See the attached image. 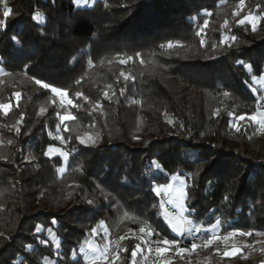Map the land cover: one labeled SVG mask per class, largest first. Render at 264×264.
<instances>
[{
    "label": "trees",
    "instance_id": "1",
    "mask_svg": "<svg viewBox=\"0 0 264 264\" xmlns=\"http://www.w3.org/2000/svg\"><path fill=\"white\" fill-rule=\"evenodd\" d=\"M238 4L97 0L80 8L73 0H0V19L5 5L12 10L0 31V104L9 105L0 109V264H73V251L84 264L79 247L101 222L114 234L150 226L157 237L179 239L151 190L174 175L187 181L186 216L195 224L209 229L219 220L225 234L252 231L247 242L264 241L255 235L264 232V133L248 120L240 132L230 124L264 99V85L251 80L264 75V19L255 32L236 24L249 12L260 15L264 0H245L235 17ZM227 34L236 37L231 46L222 45ZM36 80L66 89L75 107H61ZM57 113L75 119L60 125ZM86 135L94 146L79 143ZM49 146L69 153L66 173L61 157L45 155ZM37 225L47 246L38 243ZM138 243L123 241L127 251L114 264H131ZM223 245L170 264H259L256 252L223 257L215 249Z\"/></svg>",
    "mask_w": 264,
    "mask_h": 264
},
{
    "label": "snow or ice",
    "instance_id": "2",
    "mask_svg": "<svg viewBox=\"0 0 264 264\" xmlns=\"http://www.w3.org/2000/svg\"><path fill=\"white\" fill-rule=\"evenodd\" d=\"M81 2V0H73V3L75 4H79ZM84 3H87V0H83ZM55 4V0H53V5ZM245 6V0H239V4L237 6V10L234 11L233 15L235 17H240L241 12L243 11ZM257 7L259 8V5H257ZM11 9L7 7V5H5V11L3 12V17L4 19H0V31H5L8 28V18L11 14ZM207 15H211V13H207ZM38 14L34 13L32 16V19L34 21H38ZM195 19V18H192ZM264 19V10H262L260 15H256L253 14L252 12H249L246 15H243L242 18H239L236 20V24L238 26H247L248 24L251 25V30L253 32H255L257 30V26L258 23L260 22V20ZM228 21L225 20L224 22V27L228 26ZM208 25V21L205 20L204 21V25L201 27V29L197 32V35H200L201 32L204 31V29L207 27ZM232 40H235L236 37H231ZM11 40L17 44L20 43L18 37L16 35H13L11 37ZM223 42V41H222ZM177 44L179 43L178 41L176 42ZM201 43H203V40L201 41ZM173 42L172 41H168L167 42V47L168 48H172ZM161 47H165V45H161ZM22 51V49H21ZM137 57L140 56V53H136ZM131 57H127V60H131ZM125 60H121V63H125ZM249 68V70H251V65L247 66ZM123 75V73H122ZM127 79V77H126ZM251 80L253 83H256L258 81H264V75H261L260 77H257L256 75H253L251 77ZM36 84L41 85L43 88L45 89H50V91L52 93H54L56 96H58L60 98L61 104L65 103V100L67 102L68 105H72L75 107V105L73 104V101L71 99L67 98V90L66 89H61L55 86H52L48 83H44L40 80H36L35 81ZM77 83H79V81H77ZM253 92L256 91L255 88L252 89ZM115 93H113L114 95ZM121 95L124 94V90L121 89ZM20 93H15V96L17 97V99L20 98ZM78 96L81 95L80 93L77 94ZM105 97H108V93L105 92L104 93ZM225 96L229 95V93L225 92L224 93ZM85 99H87V97H85ZM96 107H100V105L97 103ZM0 109H2L5 113L8 112L9 110V105L8 104H0ZM45 111L44 108L40 109V112L43 113ZM58 118L60 120L61 123L65 122V121H70V120H74L75 117L73 115H71L70 113L64 114V115H60L59 113H57ZM215 115H218V113H215ZM248 120L252 123L258 124L259 125V130L261 132H264V112L260 111V108L258 107L256 112L253 113L252 115H247L245 114H241V115H233L232 119L230 121V124L232 127L235 128V130L237 132L241 131V125L242 123ZM169 123H172V121H168ZM57 128H59V125H57ZM17 133H19V129L17 128ZM56 139H60L61 142H64V138L63 137H55ZM77 140L79 141V143L81 145H85L88 146L89 142H91V144L94 146L95 145V140L93 139V137L91 135H86L85 137H77ZM57 153L58 155H60L61 157H63L64 161H67L69 158V153L65 152V151H61L60 149H54L51 146H49V148L46 150L45 155L49 156V158H51V154L52 153ZM199 159V157H198ZM203 162H207V161H203ZM153 164L155 165L156 169H161V165L159 163H156L155 161H153ZM172 181H176L179 180V184L174 186L173 183H167V184H154L152 186V191L155 193L156 196H163L167 198V203L171 204L174 206V208L177 210L175 212H171L168 211L167 209H165L164 213H163V217L164 220L166 221V223L168 224L169 228L171 229V231L173 233H175L177 236H185V234H187L188 236H192L193 238V243L191 244V250H195L198 245L195 242L197 239L196 234L197 233H201L202 231L205 232H210V236L207 239H204L202 241V243L207 246V245H211L213 244L214 241H218L220 239L223 240H228L230 237L236 236L237 233L239 232L240 235L243 236H252L253 233L252 231H248V232H240L239 230H233V231H229L227 232L226 235L223 236V238H221L219 235H217V231L219 229L220 226V221L217 220L216 223L214 225L211 226L210 229H205L203 228L201 225L195 224L193 222V220L189 219L187 216L184 215V213L186 211H188L187 207H186V201L189 200V196L188 193L186 191V184L183 178H181L179 175H174L171 177ZM224 200H228V197L225 196ZM87 203L89 205H92L94 202L92 200H88ZM162 208L164 207V201H161V205ZM126 217L128 216V213L126 212L124 214ZM56 221L55 219H53V224H55ZM101 227H103V222H101ZM44 231V228L42 225H37L35 227V234L37 235V240L38 243L40 245H44L47 246L48 245V240L47 239H41L39 234L42 233ZM92 234L93 235H97L98 234V229L97 228H93L92 230ZM139 234L141 235H137V239H139L141 241V243L145 244L147 246L146 251L147 254H154L156 257V260L154 262V264H170V262L164 258L166 253H168L170 250L175 249L178 253H184L186 251H189V249L187 248H183L180 247V243L181 241L178 239H168L167 237L163 238V239H157V240H152V236L153 235H159V233H157L155 231V229H152L150 226L146 229L145 227H140L139 228ZM47 235L52 238L54 241H56V237L55 234L53 233L52 228H48L47 229ZM256 236H264V232L261 231H257L255 233ZM108 237V233H107V229L105 228L104 231V238L107 241L105 244L98 245L96 243H93L90 240H86L84 241V243L79 247V253L82 254V259L84 264H114V261L119 259V253L121 251L126 252L127 249L126 248H121L118 244V242L116 243L115 247H110V244H112V241H108L107 240ZM120 240H124L125 237L121 236L119 238ZM32 245L29 244L27 245V248H31ZM60 244L59 241H56V248L59 249ZM239 251V249H235L233 251H225L223 254L225 256H234L236 255V253ZM145 254V249L141 247V244L138 243L135 248L132 249L131 251V264H146V262L149 259V256ZM141 257L140 260L137 259V257ZM72 260H73V264H80V260L77 258V254L75 251H73L72 253Z\"/></svg>",
    "mask_w": 264,
    "mask_h": 264
},
{
    "label": "rangeland",
    "instance_id": "3",
    "mask_svg": "<svg viewBox=\"0 0 264 264\" xmlns=\"http://www.w3.org/2000/svg\"><path fill=\"white\" fill-rule=\"evenodd\" d=\"M88 1L89 0H87V3H84L83 2V0H81V2L79 3V4H76L77 5V7H80V8H89L90 6V4H88ZM92 1H95V0H91V2ZM228 35H230L231 37H233L232 36V34H227V35H225V37H223V39H222V45L223 46H231L232 45V43L234 42V40H232V39H230L229 40V42H227V36ZM204 37V36H203ZM202 40H203V43H202V46H204L205 45V38H202ZM218 47V45L217 44H213V48L215 49V48H217ZM2 69H1V65H0V76H1V74H2ZM258 83H260V84H262V85H264V81H258ZM53 95H54V97L56 98V100L58 101V103L60 104V106L61 107H69V106H71V105H68L67 104V102H66V100H65V103L64 104H61V101H60V98L58 97V96H56L54 93H53ZM67 98L69 99V97L67 96ZM260 108V111L261 112H264V99H262V100H260L259 102H258V104H257V108ZM62 115H64V114H62ZM233 116V115H232ZM64 123V122H63ZM63 123H61L60 122V125H62ZM257 133H258V135L259 134H263L264 132H261L260 130H259V125L257 124ZM61 149V148H60ZM62 150V149H61ZM63 151V150H62ZM69 159V158H68ZM68 161V160H67ZM67 161H64L63 160V168H62V171H61V173H66V166H67ZM179 184V180H177V182H176V184H175V186L176 185H178ZM185 184H186V182H185ZM51 213H53V211L52 210H49ZM59 216H61L62 214L60 213V214H58ZM105 228L107 229V233H108V236L110 235V234H113L114 235V233H112L109 229H108V226L107 225H105V224H103V227H101L100 226V228H99V230H98V234L97 235H93L92 234V237H91V239H89L90 241H92L93 243H96V244H98V245H103V244H105L107 241L105 240V238H104V231H105ZM130 229V228H129ZM210 229V228H209ZM128 230V229H127ZM126 231V230H125ZM173 233V232H172ZM201 234H208L209 236H210V232H205V231H202L201 232ZM217 235H219L221 238H223V236L224 235H226L224 232H223V230H222V228H221V225L219 226V229H218V231H217V233H216ZM176 235V234H175ZM177 236V235H176ZM179 239L178 240H180L181 242H183L182 240H185V239H189V238H191V236H188L187 234H185V236H177ZM247 237L248 236H243V235H240L239 234V232L237 233V235L236 236H233V237H230L228 240H223V239H220V240H218V241H214L213 242V244L214 243H218V242H223L224 243V245L221 247V248H218V246H215V249H217V251H221V253H222V256L223 257H233V256H225L223 253L225 252V251H233V250H235V249H239V251L236 253V255L238 254V253H245V254H249V253H251V252H256V253H258V254H261V257H260V261H259V264H264V241H259V242H256L255 240L256 239H254V243H252V242H247L248 240H247ZM238 238H240V239H243V241H241L240 242V240L238 239ZM249 238V237H248ZM53 240V239H52ZM107 240H108V237H107ZM190 244H192V243H190ZM213 244H211V245H213ZM198 245V247L195 249V250H189V251H186V252H184V253H178L175 249H172V250H170L168 253H166V255H165V258L169 261V262H173V261H175V260H172L171 258H170V256H177L178 258L177 259H179L181 256H184V255H192V252H196V250H198V249H200V248H206V247H208V246H210V245H207V246H205L204 244H197ZM235 256V255H234ZM176 259V260H177ZM105 264H106V262H105ZM147 264V263H146Z\"/></svg>",
    "mask_w": 264,
    "mask_h": 264
},
{
    "label": "built area",
    "instance_id": "4",
    "mask_svg": "<svg viewBox=\"0 0 264 264\" xmlns=\"http://www.w3.org/2000/svg\"><path fill=\"white\" fill-rule=\"evenodd\" d=\"M230 39H231V36L228 35L227 36V42H229ZM137 235H141V234H139V229L130 228V229H128V230H126V231H124L122 233H118V234H114V235L110 234L108 236V241H112L113 242L112 244H110V247H115L117 242H118V244L120 246L121 243L123 241L127 240V239H135L141 244V247L145 249V254H147V251H146L147 246L145 244L141 243V241L139 239H137ZM121 236H124L125 239L124 240H120L119 238ZM196 236H197V239H196L195 242L197 244H203L202 241L209 237L208 234H201V233H197ZM151 239L152 240H157V239H163V238L153 235ZM182 241L183 242L180 243V247H183L186 242L193 243V238L191 236V238L185 239V240H182ZM147 255L149 256V259H148V261L146 263L147 264H154V262L156 260L155 255L154 254H147ZM170 258L172 260H176L178 257L177 256H170Z\"/></svg>",
    "mask_w": 264,
    "mask_h": 264
},
{
    "label": "crops",
    "instance_id": "5",
    "mask_svg": "<svg viewBox=\"0 0 264 264\" xmlns=\"http://www.w3.org/2000/svg\"><path fill=\"white\" fill-rule=\"evenodd\" d=\"M97 0H95V1H92L91 2V0H89L88 1V4H90L89 6L91 7V6H93V4L96 2ZM52 148H54V149H60V148H58V147H52ZM61 150V149H60ZM62 151V150H61ZM51 157H61L60 155H58L57 153H52L51 154ZM62 159H63V157H61ZM68 162V161H67ZM182 178V177H181ZM184 181L186 182V191H187V187H188V184H187V181L184 179ZM173 183L174 184V186H175V184H176V182H177V180L176 181H172L171 179H170V181H169V183ZM163 196H160V198H162ZM162 200L164 201V208L165 209H167L168 211H171V212H175V211H177L175 208H174V206L173 205H171V204H168L167 203V198L166 197H163L162 198ZM165 211V210H164ZM186 213H187V211L184 213V215L186 216ZM165 221V220H164ZM165 223H166V221H165ZM167 224V223H166ZM167 226H168V224H167ZM169 227V226H168ZM170 231H171V229H170ZM172 232V231H171ZM173 234H175V233H173ZM82 255V254H81ZM45 264H55L51 259H46V261H45Z\"/></svg>",
    "mask_w": 264,
    "mask_h": 264
}]
</instances>
